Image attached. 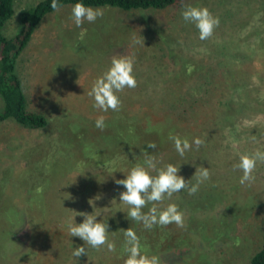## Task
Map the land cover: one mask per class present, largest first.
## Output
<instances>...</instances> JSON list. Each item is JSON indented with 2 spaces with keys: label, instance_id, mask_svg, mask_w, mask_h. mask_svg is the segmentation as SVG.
<instances>
[{
  "label": "rangeland",
  "instance_id": "1",
  "mask_svg": "<svg viewBox=\"0 0 264 264\" xmlns=\"http://www.w3.org/2000/svg\"><path fill=\"white\" fill-rule=\"evenodd\" d=\"M39 1L16 0L14 13L2 34L16 35L21 29V12ZM188 5L207 7L215 17H227L220 20L221 31L216 27L209 39L200 40L195 26L181 16ZM71 9L72 6L64 5L59 11L47 14L16 63L15 70L22 79L29 108L43 113L48 125L27 129L12 119L0 122V264H32L38 251L36 247L46 234H51L48 247L57 250L59 240L54 239L55 232L68 231V223L79 207L72 199L78 198L91 184L97 190L93 201L97 198L99 201L95 208L104 210H109L116 192L123 191L115 179L120 174L126 175L130 168L120 171L115 165L109 164L108 168L102 163L104 168L92 165L113 152L110 141H114V135L103 133L106 128L103 132L97 129L95 120L104 116L106 124L110 112L114 111L97 110L87 95L114 56L134 54L137 87L117 93L119 97L124 95L120 97L121 103L132 113L139 105L129 97L152 93L148 83L145 84L152 76H166V71L173 66L191 63L190 59L198 64L214 63L221 57L219 39L222 37L227 38L226 44L233 52L249 53L243 43L256 41L252 39L256 34H264V0H185L166 10L129 12L103 8L102 18L80 27L71 19ZM243 16L255 18L254 25L258 28L246 27V37L242 38L230 28L231 22ZM155 30L169 42L163 43L167 46L165 51L156 46ZM133 38L144 39L145 46L134 45ZM259 58L253 59L254 66L259 65ZM155 91L161 92L158 88ZM261 102L250 105L261 107ZM2 106L0 98V111ZM247 114L257 116L259 121L240 126L239 153L227 160L225 169L223 203L187 216L192 218V224L190 221L188 224L193 227L198 226L196 222L200 218L206 219V230L186 233L191 238H181V244L174 251L163 247L161 264H249L250 257L259 249L264 240V163H257L251 186H242L239 183L242 172L233 170L241 154L257 149L264 151V117L255 111L247 110ZM109 121V127L113 126L112 119ZM87 129L95 131V138L89 143L83 137L84 133L89 136ZM88 146L100 147L101 151L91 154ZM103 187H106L103 196L98 195ZM111 209L108 218L114 216L118 205L113 204ZM220 210L222 226L220 221L214 223ZM176 228L185 232L184 227L176 225ZM203 235L210 240L204 241ZM152 244L158 246V242ZM74 248L68 253L73 264L93 261L101 264L105 259L101 248L93 252L96 256L92 262L86 255L74 257Z\"/></svg>",
  "mask_w": 264,
  "mask_h": 264
},
{
  "label": "trees",
  "instance_id": "2",
  "mask_svg": "<svg viewBox=\"0 0 264 264\" xmlns=\"http://www.w3.org/2000/svg\"><path fill=\"white\" fill-rule=\"evenodd\" d=\"M15 1L0 0V98L3 102L0 122L12 119L21 127L42 129L48 125L47 117L43 113L29 108L22 79L15 68L18 58L28 45L40 21L55 10L51 8V0L37 2L31 8L21 12L20 31L14 36L7 37L2 34V29L14 13ZM184 1L58 0L62 6H73L77 2H82L93 8L118 9L126 12L166 10L173 5L182 4ZM227 13H229L228 10ZM218 18L219 21L227 19L222 15ZM228 18L232 17L229 16ZM254 20L255 18H247L246 16L237 18L235 22H231L230 30L233 29V32L242 38L246 37L244 33L246 27L258 28L254 25ZM256 22L260 23V19H256ZM218 29L221 31V28ZM194 30L198 33L196 28ZM155 32L157 36L154 40L157 48L165 51L167 49L165 42H169L167 39L165 40L164 35L160 36V31L155 30ZM252 39L257 40L243 43L249 48V53H246L244 51L233 52V49L230 50L226 44L227 38L222 37L219 39L221 57L214 63L198 64L190 59L191 63H181L178 68L174 66L171 70L165 68L168 70L165 73L166 76H152L145 82L152 89V93L131 97L128 95L129 98H134V102L139 105L140 109L137 107L131 113L125 110V105L121 103L122 106L119 111L110 112V116L106 119L108 120L106 121L108 127L106 126V130L102 132L114 135V141H110L113 152L105 154V160L92 165H98L102 168H108L109 164L115 165V168L120 169V171L126 167L131 169L137 164H143V152L146 149L149 154L154 155L160 161L158 167H163L168 163L177 167L180 166L178 174L183 176L185 180H190L192 184L196 183L194 176L196 167H200L201 164L209 169L211 178L202 183L199 186V191L194 195H189L187 191H180L175 193L171 199H165L161 205V207H166V204L174 203L178 206L183 213L185 232L176 228L174 223L168 226H154L151 230H147L141 223L131 221L126 217L129 206L119 201V195L122 192L119 190L116 192L114 200L111 199L112 205L117 204L118 209L113 214L114 216L108 218L107 213L112 210V205L109 210L95 208L98 198L93 201L97 193V190L91 188L93 185L91 184V187L81 191L78 198L72 199L79 207L76 211L75 221L71 222L77 224L83 222L84 217L77 215L79 212H87L92 215L99 214L97 220L107 222L108 240L114 243L116 247L115 252H109L106 245L101 247L105 257L101 264H124L127 254L123 250L125 244L123 232L129 227L137 233L140 239L142 254L156 255L160 260V253L164 248L174 251L181 244L179 242L181 238H191L188 234L185 236L186 233L206 230L208 223L206 219L200 218L196 222L198 226L193 227L190 226L192 218H187V216L223 203L225 169H227V160L239 153L238 143L242 140L240 126L244 125L245 127L259 121L257 116L247 114V110L255 111L256 114H262L261 116L264 117V34L258 33ZM120 40H122V36ZM256 56L260 57L258 59L259 65L254 66L253 59ZM133 74L136 75V73ZM156 88L161 92L155 91ZM122 96L124 95L122 94L120 97ZM254 101L258 103L262 101L261 107L251 106L250 104ZM109 119H112L114 123L111 127H109ZM90 130L87 129L89 136H86L85 133L83 135L88 143L95 138V131ZM91 133L93 136H90ZM170 135L178 136L181 139L186 138L190 143L194 138L199 137L205 140V144L199 150H196L193 145L191 151L186 152L184 157H180L175 151L174 142L169 139ZM149 142H154L157 145L156 149L148 148ZM80 146L84 147V144ZM88 147L92 149L91 154L100 153V147L98 149ZM96 150L98 151L96 152ZM247 154L252 153L247 152ZM108 160H112V163ZM101 163L104 167L101 166ZM152 174L155 175L156 173L153 172ZM124 178L126 175L120 174L119 179ZM120 187L121 190H125L122 185ZM103 190H106V187L101 188L98 195L102 194L103 196ZM89 201L91 205H89ZM104 203L106 202L104 201ZM150 207L151 205H148L143 211L147 212ZM221 215L220 210L215 215L214 223L220 221L221 224L223 222ZM61 230L62 232L56 231L54 234V239L59 240L58 249L52 251L48 247V238L51 234H46L36 247L38 251L32 264H73L68 253L73 247L84 246V241L79 237H70L67 234L68 231ZM204 237V241L210 240L207 236ZM154 242H158V246L153 245ZM86 248L87 256L92 262L96 256L93 252L97 249L88 246ZM93 263L94 261L91 264ZM95 264H100V262ZM249 264H264V240L259 249L250 257Z\"/></svg>",
  "mask_w": 264,
  "mask_h": 264
},
{
  "label": "clouds",
  "instance_id": "3",
  "mask_svg": "<svg viewBox=\"0 0 264 264\" xmlns=\"http://www.w3.org/2000/svg\"><path fill=\"white\" fill-rule=\"evenodd\" d=\"M62 5L58 0H51V8L59 11ZM104 15L103 8H93L82 2H77L72 6L71 19L76 27L82 26L85 22L94 23L98 18ZM181 16L186 23H191L199 32L200 40L209 39L219 26V18L215 17L207 7L185 6L181 12ZM133 44H143L144 39L133 38ZM134 54L127 56L113 57L108 69L93 82L91 89L87 95L93 100V107L102 112L119 111L121 108V100L117 93L122 92L125 88L137 87V80L134 72ZM95 127L101 131L106 128L105 117L99 116L95 120ZM174 142L175 151L180 157H184L185 153L193 149L196 150L205 144L202 138H194L190 143L188 139H181L178 136H169ZM148 148L156 149L154 142L147 144ZM143 164H137L132 167L126 174L124 179H115L117 185H122L124 191L119 195V201L129 206L126 217L131 221L141 223L147 230H151L154 226H168L176 224L178 227H184L183 213L174 203L161 207L166 198L171 199L174 193L187 191L189 195H194L199 191V186L211 178V173L207 167L202 164L196 167L194 176L196 183L192 184L190 180L179 175L180 166L177 167L172 163H168L163 167H158L160 161L149 154L145 149L143 152ZM264 163V151L257 149L252 154H241L239 160L233 165V170H239L242 175L239 183L242 186H251L255 181L253 175L257 163ZM156 174L153 175L152 173ZM90 203V201H89ZM91 204V203H90ZM148 205L147 212L143 209ZM77 215L84 217L83 222L77 224L68 223V234L70 237H79L84 241V246H78L73 249L72 255L76 258L86 255L87 248L91 247L99 249L106 245L109 252H115V244L108 240V224L97 220V215L87 212H79ZM75 217V216H74ZM72 217V221L74 220ZM125 237L124 252L127 254L124 264H161L158 256L142 254L140 239L137 233L131 228L124 230Z\"/></svg>",
  "mask_w": 264,
  "mask_h": 264
}]
</instances>
